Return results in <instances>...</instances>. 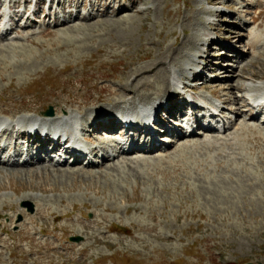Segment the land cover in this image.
Instances as JSON below:
<instances>
[{
    "label": "rangeland",
    "instance_id": "1",
    "mask_svg": "<svg viewBox=\"0 0 264 264\" xmlns=\"http://www.w3.org/2000/svg\"><path fill=\"white\" fill-rule=\"evenodd\" d=\"M82 1L83 12L93 13L87 22L55 28L50 20L42 24L53 30L49 35L33 28L0 41L2 119L50 108L84 116L85 104L133 90L152 100L167 74L191 84L192 73L205 66L203 81L211 87L196 85V93L220 104L228 118L236 115L221 97L228 89L241 105V96L264 88V0H142L134 12L108 16L95 0ZM123 4L117 0L110 13ZM238 17L263 37L261 47L250 48L257 38L249 41ZM232 28L238 34L229 38ZM228 39L244 52L242 63L220 52L216 41ZM237 118L226 134L214 133L227 141L208 151L202 135L168 149L195 162L172 166L157 155L140 165L122 155L88 170L0 165V264H264V125ZM41 229L55 233L38 235ZM23 230L27 235H18ZM67 246L74 250L55 251Z\"/></svg>",
    "mask_w": 264,
    "mask_h": 264
},
{
    "label": "bare ground",
    "instance_id": "2",
    "mask_svg": "<svg viewBox=\"0 0 264 264\" xmlns=\"http://www.w3.org/2000/svg\"><path fill=\"white\" fill-rule=\"evenodd\" d=\"M115 0H100L99 2L100 3H103L104 5H105V7H106V11L104 12V14H102V16H108L109 14H114V15H120V14H123V13H125V12H134L135 10H137L136 8H137V5H139V4H141L142 3V0H124L125 2H128L129 3V7H125L124 5H121V6H119V8L116 10V11H114V12H112V13H109V9L111 8V5H112V3L114 2ZM28 2V0H25V3H27ZM14 4H13V7H14V9H15V11H14V14L17 16V17H23L24 15H25V10H23V11H18L17 9L20 7V3H19V1H14L13 2ZM97 3V2H96ZM122 3V2H121ZM212 3H213V0H212ZM143 4V3H142ZM2 6V1L0 0V7ZM139 11V10H138ZM215 12H212V14H214ZM219 13H222V12H219ZM232 15H235V14H232ZM50 16V14H48V15H46L43 19L45 20V19H47L48 17ZM77 17H79V13H78V15H76V18ZM92 17V15L91 14H88V15H85V16H82V18H81V20H83L84 22H87V21H89L90 20V18ZM53 20H54V22H55V25L57 26V25H59L60 24V18H59V16H58V14H55L54 16H53ZM68 22H70V21H65V22H62L61 24H64V23H68ZM209 23H211V22H209ZM236 23V22H235ZM235 23H233L234 25H232V26H234V27H236L237 28V23L235 24ZM67 25V24H66ZM52 33V31L51 30H46V31H44L43 32V34H51ZM237 32L232 28V30H230V37L229 38H232V37H236L237 36ZM223 39H225V38H223ZM229 40V39H228ZM189 42V41H188ZM187 42V43H188ZM210 42H214V40L213 39H211L210 40ZM257 42V41H256ZM256 42H254L253 44H252V46L256 43ZM196 46V44L193 46V47H195ZM224 46V45H223ZM225 47V46H224ZM234 52V54H233V59L234 60H242L243 59V56H244V54L243 53H241V52H239V51H236V50H234L233 51ZM211 57V56H210ZM210 57H208V59H210ZM178 59V58H177ZM176 59V60H177ZM164 61V60H163ZM162 61V62H163ZM166 61V60H165ZM165 61H164V63H165ZM178 61V60H177ZM233 61V60H232ZM161 62V61H160ZM164 63H163V65H164ZM161 64V63H160ZM211 64V63H210ZM230 64V63H229ZM229 64H227V65H229ZM158 65H159V63H158ZM153 66V65H152ZM155 67V65L153 66V68ZM161 67V66H160ZM167 67V66H166ZM207 67L208 66H205V67H202V69L203 70H205V69H207ZM230 67V66H229ZM146 69V68H145ZM150 69V68H149ZM144 70V69H143ZM158 70V69H157ZM156 71V70H155ZM162 71V70H161ZM177 71H179V70H177ZM159 72V71H158ZM180 72H181V70H180ZM168 73H169V71H168ZM178 73V72H177ZM149 74V73H148ZM152 74H154V73H152ZM151 75V74H150ZM168 76H167V84H166V87L164 88V90L162 91V92H159L160 94L158 95V94H156V98H159V99H163V97L164 96H167V98H168V113L169 114H171L172 116H177V114L179 113V112H182V107L183 106H185V105H187V103L186 102H182V103H176L175 102V99H176V97H172V98H170L171 97V94L173 93V92H175L174 90H173V88H172V86H171V83H170V76H171V74L169 75V74H167ZM185 75V74H184ZM138 76V75H137ZM143 77V76H142ZM157 77V76H156ZM166 77V76H165ZM193 77H199V79H201L202 81L204 80V78H205V75L204 74H202V73H200V72H195L194 74H193ZM152 79V78H151ZM151 79H150V81H151ZM155 79V78H154ZM165 79V78H164ZM157 80V79H156ZM155 80V81H156ZM154 81V82H155ZM165 81V82H166ZM136 83H137V81H136ZM137 86V85H136ZM125 87V86H124ZM126 87H128V86H126ZM125 87V88H126ZM138 87V86H137ZM153 87H154V85H153ZM153 87H151V89L153 88ZM210 85H209V83H206V82H202V85L200 86V88H205V89H207V90H209L210 89ZM131 88V87H130ZM148 88V87H147ZM135 89V88H134ZM148 89H150V88H148ZM231 89H233V88H231ZM236 89H238L240 92H243L244 91V87L242 86V85H237L236 86V88H235V90ZM109 90V89H108ZM122 90V89H121ZM120 90V91H121ZM125 90V89H124ZM112 91H113V89H112ZM159 91H161V90H159ZM115 92H117V89H116V91ZM233 92V91H232ZM231 92V90L230 89H228V91H227V93H225L224 95H221V97H222V99L226 102V104H230V105H232L233 107H231V109H230V111L231 112H233V113H237V114H239V111H241V107H244V106H246L248 103H247V101L245 100V97H243V96H241V98L240 99H242V104L241 105H239V98H237V97H234L233 96V93ZM216 93L218 94L219 92L218 91H216ZM231 93H232V95H231ZM116 94V93H115ZM122 94V93H121ZM119 95V94H118ZM219 97V96H218ZM173 98H174V100H173ZM151 100V96L149 97V96H146V95H142V94H139L138 93V90H133L132 92L131 91H128L127 92V94H125V95H121V97L119 98V97H117V98H115V99H109V100H100V98L98 99V100H96V102L95 103H92V104H85L87 107H95V108H97V109H95L94 110V113H93V115H95L94 116V118H92V121H91V124H90V128H93V133H95V135H93V134H91L90 135V138L91 139H93V140H95V141H98L99 143H101L102 141H100L101 140V138L100 137H98L97 136V134L99 135V136H101V132H105V134H107L106 135V137H107V139L110 141V142H113L114 143V148H116V149H119V150H122V148H121V144H119V143H117V142H115L114 140H113V138H112V134L114 133V131H115V129H116V126H117V121H116V119L113 117L114 116V109H116V108H118L119 106H120V104H127V102H129L131 105L130 106H133V105H135L136 104V102H146V103H148V101H150ZM101 104H107V105H111L110 106V108L109 109H100L99 108V106L101 105ZM240 106V107H239ZM167 108V107H166ZM83 109V108H82ZM85 110V109H84ZM116 110H118V109H116ZM93 112V111H92ZM96 112V113H95ZM107 113V115H109L108 117H106V119H107V121H105V120H103V118L105 117V115H104V113ZM193 112H194V115L196 114H199L200 112H201V110H200V108L199 107H194L193 108ZM60 114H58L59 116H56L55 118H59V117H61L62 116V111L61 112H59ZM64 114H66L67 115V113H64ZM221 114H223V115H225V112L224 111H222L221 112ZM240 114H243V111H242V113H240ZM12 116V115H11ZM44 117L46 118V119H51V120H53V119H55V118H51V116H48V115H44ZM198 118H199V116H198ZM251 118L252 119H255L256 118V116H254V115H251ZM237 121V120H236ZM102 122V123H101ZM206 131H212V129H209V130H206ZM166 132H170V130H168V131H166ZM112 133V134H111ZM13 134V132L12 131H9V130H6V131H4L3 132V135H8L9 136V138L10 137H12L11 135ZM124 134V136H126V133H123ZM21 135H27V133L26 132H22L21 133ZM236 135V134H235ZM198 139V138H197ZM211 139H213V140H211ZM210 140H205V142H203V145H202V150L204 149H206L207 151L208 150H210L212 147H215L216 145H218L220 142H222V141H220L221 139H218V138H211ZM235 139V136L231 139V140H233V143H232V145L233 146H239V134H237V136H236V140H234ZM103 140V139H102ZM202 140V139H201ZM49 141V139H47V140H45V141H42V139L41 140H38V139H36V142H37V144H39V151L36 153V152H33L32 154H30L28 157H29V159L28 160H26V161H24V163H22V168H28L27 166L30 164H34V163H40V164H43V162L45 161V160H42V158H43V155H47V150H46V143ZM165 141H172L171 139H166ZM195 141V140H194ZM198 141V140H197ZM200 141V140H199ZM198 141V142H199ZM204 141V140H203ZM227 141V140H226ZM226 141H224V142H226ZM179 141H177L176 142V144L178 143ZM190 142H192V141H190ZM238 142V143H237ZM196 143V142H195ZM102 144H103V147L101 148L100 146H98V147H95V148H93L91 151H90V153L91 154H100L102 151H106V142H102ZM200 144H201V142H200ZM187 145H189V144H187ZM198 145V144H197ZM225 145V144H224ZM231 145V144H230ZM62 145L61 144H59V145H56V146H54L53 147V151H57L58 150V148L59 147H61ZM192 146V145H191ZM157 146H154V148H153V150H148L147 148H145V150L146 151H144V152H146V153H150L151 155H152V158L153 157H155V156H157V155H159V158H161V160L163 161L164 160V163L165 164H167V165H176V164H178L179 163V161L180 162H185V161H192V162H195L196 160V158H194L193 157V155L192 156H190V157H188L187 156V154H185L184 153V151H182V152H180V153H178V155L176 154L175 156H173L174 154L173 153H171L170 151H167L166 150V147H160V148H156ZM192 147H194V146H192ZM199 147V146H198ZM1 148V147H0ZM62 148V147H61ZM185 148H187L188 149V147H185ZM198 149V148H197ZM201 149V148H200ZM238 150H239V147L237 148ZM1 150V149H0ZM3 150V149H2ZM160 150V151H159ZM184 150V149H183ZM191 150H193V149H191ZM233 150V149H232ZM159 151V152H158ZM197 151V150H196ZM133 152H135V150L133 151ZM135 154V153H134ZM160 154H163V155H160ZM175 157H177V158H175ZM180 159H179V158ZM157 158V157H156ZM158 159V158H157ZM98 160V159H97ZM96 160V161H97ZM81 161V157L80 156H78L77 157V160H76V162L77 163H79ZM106 161V158H105V156L103 157V161L102 162H105ZM10 162V161H9ZM136 162V161H135ZM137 162H140V160L138 159L137 160ZM141 162H143V163H146L147 162V160H142ZM141 162L140 163H138V164H140L141 165ZM16 163V165H20V163L19 162H17V160L15 159V160H13V162H12V165L13 164H15ZM159 163H161V162H159ZM93 166V164H89L88 165V167H92ZM28 169H30V168H28ZM27 169V170H28ZM23 170V169H22ZM57 170H59V169H57ZM16 171V170H15ZM25 171V170H24ZM29 171V170H28ZM24 200H27V198H24ZM9 206H6V207H4V209L6 208H8ZM9 209V208H8ZM11 210H12V208H10ZM57 219V218H56ZM36 220H37V218H33L32 220H31V224L32 223H36ZM1 230H2V233H5V232H7L8 231V229L7 228H5V227H1ZM42 232H45V229L44 230H42ZM17 234V233H16ZM18 235H27V231H25V230H23V232L22 233H18ZM12 236H13V234H12ZM74 246H70V247H66L68 250H65V248H63V250H64V252H66V253H68V252H70V251H73L74 250V248H73ZM85 250H81V252H82V254L83 253H85L84 252ZM61 254H63V253H61ZM37 262H40V261H37ZM66 262H68V261H66ZM66 262H64V264H69V263H66ZM14 263V262H13ZM14 264H19L18 263V261L16 262V263H14Z\"/></svg>",
    "mask_w": 264,
    "mask_h": 264
},
{
    "label": "water",
    "instance_id": "3",
    "mask_svg": "<svg viewBox=\"0 0 264 264\" xmlns=\"http://www.w3.org/2000/svg\"><path fill=\"white\" fill-rule=\"evenodd\" d=\"M248 264H252V263H248Z\"/></svg>",
    "mask_w": 264,
    "mask_h": 264
}]
</instances>
